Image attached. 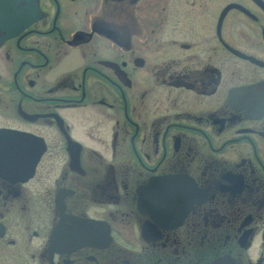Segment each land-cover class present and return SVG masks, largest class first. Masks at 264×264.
I'll list each match as a JSON object with an SVG mask.
<instances>
[{
    "label": "flooded vegetation",
    "instance_id": "af4514ba",
    "mask_svg": "<svg viewBox=\"0 0 264 264\" xmlns=\"http://www.w3.org/2000/svg\"><path fill=\"white\" fill-rule=\"evenodd\" d=\"M0 130V264H264V0H0Z\"/></svg>",
    "mask_w": 264,
    "mask_h": 264
},
{
    "label": "water",
    "instance_id": "95a60500",
    "mask_svg": "<svg viewBox=\"0 0 264 264\" xmlns=\"http://www.w3.org/2000/svg\"><path fill=\"white\" fill-rule=\"evenodd\" d=\"M13 27L20 26L19 22H13ZM20 138L8 132L0 130V169L7 170V162L21 160Z\"/></svg>",
    "mask_w": 264,
    "mask_h": 264
}]
</instances>
